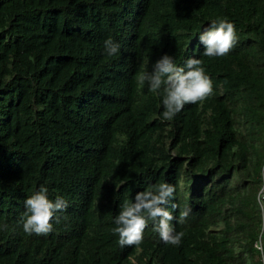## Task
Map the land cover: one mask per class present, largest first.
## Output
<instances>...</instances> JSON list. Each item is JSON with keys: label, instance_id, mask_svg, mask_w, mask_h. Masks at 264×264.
<instances>
[{"label": "trees", "instance_id": "1", "mask_svg": "<svg viewBox=\"0 0 264 264\" xmlns=\"http://www.w3.org/2000/svg\"><path fill=\"white\" fill-rule=\"evenodd\" d=\"M217 19L238 43L207 57L199 34ZM164 54L201 59L213 84L172 121L163 88L138 82ZM261 169L264 0H0V264H264ZM162 182L177 219L192 208L172 222L181 244L149 221L140 246L121 248L114 218ZM41 186L68 207L29 235L24 201Z\"/></svg>", "mask_w": 264, "mask_h": 264}, {"label": "clouds", "instance_id": "2", "mask_svg": "<svg viewBox=\"0 0 264 264\" xmlns=\"http://www.w3.org/2000/svg\"><path fill=\"white\" fill-rule=\"evenodd\" d=\"M199 42L203 45V55L207 57H223L228 55L237 45L235 25L226 19H217L203 28L199 34ZM120 44L111 38L104 41V50L108 56L117 55ZM141 86L147 85L155 93L163 88L162 105L163 120L172 121L186 104H197L205 101L213 93L211 78L205 74L203 61L194 56L185 60L183 66L177 65L175 59L167 54L162 55L152 66V71L145 70L139 75ZM260 175L264 178V169ZM176 187L168 182L160 183L155 191H139L134 202L123 205L122 211L114 218L118 234V243L125 246H140L144 240V231L152 223V230L160 240L168 245L179 246L184 232H177L174 220L183 224L192 213V208L185 207L180 211L179 218L173 213L178 205L173 202ZM256 201L264 220V185L256 193ZM68 207L62 196L49 199L48 189L41 186L24 201L25 213L21 218L22 228L26 234L47 235L53 231V221L59 223ZM171 208L172 211H169ZM7 224L0 225L6 229ZM254 248L264 258V223L261 224L259 236Z\"/></svg>", "mask_w": 264, "mask_h": 264}, {"label": "rangeland", "instance_id": "3", "mask_svg": "<svg viewBox=\"0 0 264 264\" xmlns=\"http://www.w3.org/2000/svg\"><path fill=\"white\" fill-rule=\"evenodd\" d=\"M263 223H264V220H263Z\"/></svg>", "mask_w": 264, "mask_h": 264}]
</instances>
